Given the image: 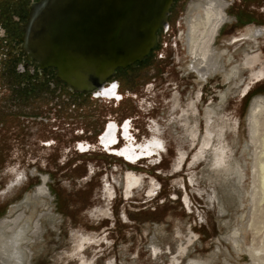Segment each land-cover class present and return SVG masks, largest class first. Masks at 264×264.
<instances>
[{
  "label": "rangeland",
  "instance_id": "374dc122",
  "mask_svg": "<svg viewBox=\"0 0 264 264\" xmlns=\"http://www.w3.org/2000/svg\"><path fill=\"white\" fill-rule=\"evenodd\" d=\"M200 1H181L171 57L124 84L133 98L118 108L87 98L61 108L38 97L31 100L10 89L3 70L0 220L21 215L16 232L22 235L16 246L20 260L0 253V264H174L175 259L179 264H264L248 253V248L264 247L263 173L258 168V161L264 164V14L258 11L264 3L247 1L256 22L246 30L235 20L243 4L224 1L227 23L212 43L207 38L201 47L222 54L218 63L224 73L205 83L190 74L185 48L189 12ZM14 2L0 0V11L10 5L12 11ZM258 31L262 35L254 37ZM251 58L258 65L247 69L244 61ZM255 72L262 74L258 82ZM246 88L250 91L242 97ZM255 99L263 109L252 144L248 115ZM192 102L197 110L186 116ZM208 116L212 146L202 148ZM126 118L135 124V145L160 140L161 148L153 154L157 159L131 167L100 152L97 138L104 126ZM190 131L197 135L194 143ZM78 142L92 145L90 152L77 153ZM217 153L220 167L213 162ZM254 165L258 197L252 204ZM127 172L139 178L128 201L123 186ZM39 186L45 195H39ZM234 232L239 246L221 241ZM181 251L183 258L177 257Z\"/></svg>",
  "mask_w": 264,
  "mask_h": 264
},
{
  "label": "water",
  "instance_id": "95a60500",
  "mask_svg": "<svg viewBox=\"0 0 264 264\" xmlns=\"http://www.w3.org/2000/svg\"><path fill=\"white\" fill-rule=\"evenodd\" d=\"M175 0H39L21 51L53 68L73 94L102 97L118 69L143 61L166 31Z\"/></svg>",
  "mask_w": 264,
  "mask_h": 264
},
{
  "label": "flooded vegetation",
  "instance_id": "af4514ba",
  "mask_svg": "<svg viewBox=\"0 0 264 264\" xmlns=\"http://www.w3.org/2000/svg\"><path fill=\"white\" fill-rule=\"evenodd\" d=\"M181 1L182 0H176L174 2L170 11L171 22L168 19L169 27L166 31L161 30L159 32V40L155 49H153L151 53L143 59V61L137 62L127 67L126 69H118L116 71L115 75L107 81L108 84L106 87V91L110 92L107 95L108 97L94 98L93 96L85 93L73 94L68 90L66 84H64L59 79L58 73L55 69H42L37 65L36 61L33 58H30L27 54L21 51L20 48L22 43L20 42V40L23 36L22 24L26 23L30 6L32 4L38 3L39 0H15V4L13 3L14 7L12 11L10 10L12 5L8 6L5 10L0 11V78L3 80V70H7V73L9 74V79H7V81L11 85L9 86L11 90L13 89L14 91L16 89L17 93L20 92L21 96L25 95V98L28 97L31 100L38 97L42 102L43 100L45 102H48L47 105L56 106L57 108L65 107L77 98L79 99V101L80 99L87 98L94 101L95 103L99 102L105 105H109L113 108H118L123 102L131 101V99L133 98L131 96L132 93L129 89L123 90L124 84H129L132 79L133 81H135L134 78H138L137 75H145V71L148 68L153 67L154 65L156 66L160 63H164L171 57L169 55V49H171L172 47L170 39L173 35L174 18L178 14L179 4L181 3ZM237 1L238 3H241L243 5H241L237 13L235 14V20L237 23L236 26L241 25L243 29L247 30V28H251L249 27L250 25L256 22V15L247 7V1L249 3V0ZM260 1L264 3V0ZM258 11L260 14H264V8L259 7ZM9 12L11 13L9 14ZM245 22L247 23L244 24ZM260 33L262 35L263 32H256L254 34V37H258ZM242 39L244 38L236 39L230 44H235L237 41ZM248 61H252L254 63L252 67L258 65V60L256 58L245 59L244 66L247 69H249ZM188 69L190 74H195L198 80L201 82L206 83V81L210 79L209 76L200 77V75L194 72V70L190 67L189 63ZM252 75H254V73ZM234 85H237V83L235 82ZM247 91L248 88L245 89V94H243L242 97H246L248 95L250 90L248 92ZM117 92L120 93L118 94L119 97H116ZM198 99H200V96ZM72 106L75 107L76 105L73 104ZM173 107L177 109L176 101ZM188 108V111H184L183 113L187 114L186 116L191 115H188L189 112L194 114L197 110L194 102L189 103ZM208 120L209 117H207V121ZM206 124L207 125L204 132V139L203 141H201V145L202 148H211L212 145L209 146L212 138L210 136L211 131H209L208 129V122H206ZM104 128L103 130L105 131L102 130L103 132H101L97 138V148L102 154L108 157L116 159L118 158L119 160L123 159V163H126L127 166L131 167L136 166V164H142L144 162L148 163L152 159H157L158 155L153 154L154 150H156L157 148H161L160 140L153 137L151 140H148L143 144L135 145V143L137 142L135 137V133L137 132V130L131 118L123 119L120 123L116 121L108 122L106 126H104ZM189 135L192 142L194 143L197 136L196 133L194 131H190ZM121 143H123V145H121ZM76 148L77 153L85 154L90 152L92 145H90L88 142H78ZM160 163L161 158L156 161L155 164ZM127 177H129V179L132 178L131 184L133 186L131 194L129 195L130 197L127 198L125 194V186L123 185L124 194L126 200L128 201L129 199H131V195L133 194V192L139 187V178L131 172L126 173L124 181ZM148 193V197H153L152 192ZM182 204L184 205V203Z\"/></svg>",
  "mask_w": 264,
  "mask_h": 264
},
{
  "label": "bare ground",
  "instance_id": "6f19581e",
  "mask_svg": "<svg viewBox=\"0 0 264 264\" xmlns=\"http://www.w3.org/2000/svg\"><path fill=\"white\" fill-rule=\"evenodd\" d=\"M224 1L226 0H203L198 3H195L189 12L190 15L188 16V19H187V34L185 36V48L187 51V55L190 57V62H189L190 67L194 70V72L198 73L200 77L209 76L210 78H214L217 74L224 73V71L222 70L221 66L218 63V59L221 57L222 54L221 55L217 54L216 51L212 50L211 48L207 52L205 51V49L201 48L203 45L202 41H204L205 39L211 38V43L215 40L219 29H221L227 23L229 19L226 14V9H227L226 4L227 3L225 4ZM168 19H167V22H168ZM160 31L157 32L158 40H159ZM253 64L254 63L252 61H248L249 68H251ZM261 76H262L261 72L254 73L253 75L254 81L256 82L260 81ZM226 78H229V76L226 75ZM102 93H103L102 97L106 98L108 97L107 95L110 92L104 91ZM118 94L120 93L117 92L116 97H119ZM257 103L258 102L256 99L253 103H251L252 106L250 108V114L248 115L249 126H250V138H251L252 144L254 143V139L256 138L258 134V127L260 125L259 124L260 121H258V115L262 113V109H263V108L261 109L260 104L258 105ZM212 135H213L212 132H210L211 137ZM260 155H263V153H260ZM258 157L257 155H255V160L257 159L258 161ZM213 158H214L213 159L214 166L220 167L222 163L221 153L215 154ZM258 168L263 173L260 178L261 179L260 181H262L261 200L264 201V164H262L260 161H258ZM255 169H256V165L253 166V186H252V191L250 193L252 204L257 202L256 198L258 197V192L254 185V183L256 182ZM124 186H125V194L127 198H129L130 197L129 195L131 194V190L133 189V186L131 182L129 181V177H127L126 180L124 181ZM45 191L46 189H44L43 186L42 187L39 186L37 192L39 193L40 196H43L45 195ZM21 220H22L21 215L16 216V218L13 220H4V221L0 220V253L7 260H13V261H17L18 259L20 260V256H19L18 249L16 246H17L18 239L22 235V232L21 230H19L18 231L19 233H17L16 230L20 228ZM37 226L38 224L35 223V229H37ZM253 227H254V223L251 222V224L248 225V228L252 230L254 229ZM4 230H6L7 233L4 232ZM236 234L237 232H234L233 235L223 237L222 238L223 240L221 241H223L226 244L234 243L235 245L239 246L238 244L239 242L236 238ZM248 249H249L248 250L249 256L254 260V262L264 263V260L262 258V256L264 255V247L254 248V249L248 248ZM182 251L179 254H177L178 255L177 257L183 258L184 252ZM154 256H157L156 251L154 252ZM172 261H174V264L180 263L177 259L172 260ZM191 264H195V263H191Z\"/></svg>",
  "mask_w": 264,
  "mask_h": 264
},
{
  "label": "crops",
  "instance_id": "0c3cea01",
  "mask_svg": "<svg viewBox=\"0 0 264 264\" xmlns=\"http://www.w3.org/2000/svg\"><path fill=\"white\" fill-rule=\"evenodd\" d=\"M111 145H114V144H111ZM122 149H123V148H122ZM129 181L131 182V181H132V178H130Z\"/></svg>",
  "mask_w": 264,
  "mask_h": 264
}]
</instances>
